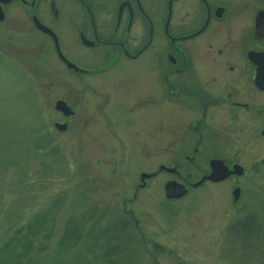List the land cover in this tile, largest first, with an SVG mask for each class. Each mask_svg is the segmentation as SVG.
Listing matches in <instances>:
<instances>
[{
    "label": "rangeland",
    "instance_id": "374dc122",
    "mask_svg": "<svg viewBox=\"0 0 264 264\" xmlns=\"http://www.w3.org/2000/svg\"><path fill=\"white\" fill-rule=\"evenodd\" d=\"M4 32L0 27V264H9L14 243L3 246L19 227H36L22 264H264V97L252 101L260 106L250 127L215 120L201 158L178 164L194 182L212 153L236 160L240 200L232 204L231 181L167 198L170 172L137 185L140 172L174 167L168 148L142 143L137 129L132 140L120 138L99 115L55 128L62 117L53 104L66 96V71L40 67L35 53L13 47ZM66 224L79 235L71 246L61 243Z\"/></svg>",
    "mask_w": 264,
    "mask_h": 264
},
{
    "label": "flooded vegetation",
    "instance_id": "af4514ba",
    "mask_svg": "<svg viewBox=\"0 0 264 264\" xmlns=\"http://www.w3.org/2000/svg\"><path fill=\"white\" fill-rule=\"evenodd\" d=\"M0 14L7 42L35 53L31 60L40 67L66 71V96L54 101L68 114L54 103L62 120L53 125L67 127L80 115L86 124L99 115L106 131L117 128L127 141L133 129L151 148L161 141L175 167L167 181L182 184L184 194L209 168L191 182L178 164L201 158L215 120L250 127L252 110L260 106L252 101L264 97V84L255 83L256 74L264 82V0H0ZM212 158L229 168L237 163L212 153L207 164ZM153 172L138 189L169 173ZM242 174L195 187L231 181L239 201Z\"/></svg>",
    "mask_w": 264,
    "mask_h": 264
},
{
    "label": "water",
    "instance_id": "95a60500",
    "mask_svg": "<svg viewBox=\"0 0 264 264\" xmlns=\"http://www.w3.org/2000/svg\"><path fill=\"white\" fill-rule=\"evenodd\" d=\"M1 17L2 15L0 14V19ZM262 81L263 80H261L260 74H256L255 83L257 85H262L264 84V82ZM54 107L55 109L62 111L64 114H68L67 107L63 104V102L56 101ZM54 125L58 130L64 129L66 127V125L63 123H55ZM261 134L264 136V130L261 131ZM208 168H209L208 172L204 174L199 180L194 182L192 186H196L204 180L216 182V181L225 179L230 174L239 175L242 173V166L239 165L238 163L232 164L231 168H229L223 163L221 159H217V158H212L209 160ZM162 169L168 172L175 171L174 167H166L164 165H159L157 168V171L162 170ZM154 174H155L154 172L153 173H140L139 180L142 181L144 177H150ZM163 190L167 198H179L186 192L185 187L182 184L177 183L175 181L165 182L163 185ZM238 195H239V188L234 187L231 190V197H232L233 202L236 201Z\"/></svg>",
    "mask_w": 264,
    "mask_h": 264
},
{
    "label": "trees",
    "instance_id": "16d2710c",
    "mask_svg": "<svg viewBox=\"0 0 264 264\" xmlns=\"http://www.w3.org/2000/svg\"><path fill=\"white\" fill-rule=\"evenodd\" d=\"M37 225V221H34L30 223L29 227ZM36 227L32 228V230L28 232H22L21 227L17 228L12 235H10L7 243L4 244V249L7 246H11L14 243L13 252H11V260L9 261V264H22V259L25 257L26 251L28 250V247L30 245V240L27 238L28 234L33 232ZM245 230V225H242V229ZM63 237L61 238V243L64 245L71 246L73 243H75L79 235L77 233V230L73 229L72 225H67L64 227ZM18 248V250H17ZM21 250H20V249ZM24 263L28 264L29 260L28 258L24 260Z\"/></svg>",
    "mask_w": 264,
    "mask_h": 264
}]
</instances>
